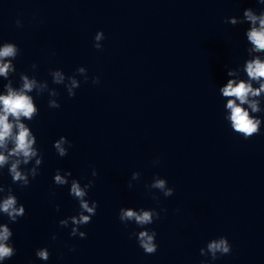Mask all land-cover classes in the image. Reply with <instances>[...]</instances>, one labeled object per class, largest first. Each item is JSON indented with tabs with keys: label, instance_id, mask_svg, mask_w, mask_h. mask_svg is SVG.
I'll return each instance as SVG.
<instances>
[{
	"label": "clouds",
	"instance_id": "clouds-1",
	"mask_svg": "<svg viewBox=\"0 0 264 264\" xmlns=\"http://www.w3.org/2000/svg\"><path fill=\"white\" fill-rule=\"evenodd\" d=\"M257 3L264 5V0H257ZM225 22L233 26L247 23L249 27L245 30L244 35L248 44L252 45L251 48H247L248 56L251 53H264V10L257 13L253 8H245L242 17L232 16L227 18ZM16 23L19 27L20 21L18 20ZM104 39V33L97 31L94 36L93 47L102 50L103 45L100 41ZM19 52V47L12 42H4V46L0 47V77H4L7 81L3 85L6 94H0V169L7 167L12 183L25 188L30 185V178L35 179L39 174V168L43 163V155L36 146L37 138L28 124L24 122L26 120L32 121L39 114L34 97L29 93L35 91L37 95H41L47 91L49 96L48 106L50 108L58 109L60 103L56 99L59 95L56 89L49 88L47 81H39L35 76L30 78L28 74L22 72L19 74L20 86H13L10 77L16 73L13 60L16 59ZM5 58H11V60L4 62ZM243 66L247 79L241 78L239 82L228 79L225 84L219 87V93L223 98H227L225 109L230 113L223 117L224 120L229 122L231 129L236 134L247 140L260 133L262 124L261 118L256 114L264 111L260 106L261 100L264 99V97H261V93H264V60L261 59L260 55H256L245 60ZM31 68L35 71L37 65L33 64ZM76 73L87 82L86 68L79 67L76 69ZM235 74L236 69L229 68L227 70L228 77ZM50 75L54 84L64 85L69 98L76 95L75 90L81 84V81L77 79V75L66 76L61 69L52 70ZM99 82L98 76L92 78L93 84H99ZM253 82L258 86L254 87ZM71 147V142L65 136H61L53 142V148L59 157H66ZM33 161L34 163H32ZM30 163L32 166L30 168L26 167ZM158 163V159L153 161L154 165ZM97 175V171L93 169L92 176ZM70 177H72L71 171H62L61 169H57L53 176V182L57 186L70 184L69 195L79 204L78 214L61 219L59 225L65 228L71 225L70 236H79L84 239L87 233L80 231V228L92 222L98 208L97 201L86 199L94 181L89 180L88 183L81 185L79 180L69 179ZM139 177V172L132 173V180H138ZM129 187H132L131 182H129ZM146 187L149 190H159L164 197H170L174 193V189L168 186L167 180L159 176L154 177L151 184L146 185ZM153 199L159 200V197L153 195ZM56 210L59 211V205H57ZM161 211L166 210L161 209ZM0 213L6 215L11 223L17 222L19 218L26 214L25 206L19 203L17 196L13 194L12 188L10 186L6 188L3 184H0ZM158 219H160V212L154 208L149 210L140 208L139 211H134L131 207H122L119 210V220L122 223L127 224L134 221L142 229L138 233H133V235H135L139 247L148 255L157 252V233L145 226L153 224ZM12 236L13 232L8 224H0V264L16 254L15 247L10 243ZM52 239H56L55 234H53ZM231 250L232 246L228 239L220 236L208 242L206 249L201 248L200 255L210 257L214 261L220 256L230 254ZM36 257L42 261L49 260L50 252L48 248L37 249ZM202 264H207V262H202Z\"/></svg>",
	"mask_w": 264,
	"mask_h": 264
}]
</instances>
